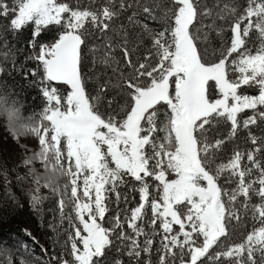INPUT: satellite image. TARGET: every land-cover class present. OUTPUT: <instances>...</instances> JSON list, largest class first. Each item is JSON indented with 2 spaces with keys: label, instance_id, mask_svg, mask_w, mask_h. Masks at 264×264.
Instances as JSON below:
<instances>
[{
  "label": "snow or ice",
  "instance_id": "snow-or-ice-1",
  "mask_svg": "<svg viewBox=\"0 0 264 264\" xmlns=\"http://www.w3.org/2000/svg\"><path fill=\"white\" fill-rule=\"evenodd\" d=\"M0 29H30L25 75L46 103L20 130L17 101L0 111L38 139L24 163L44 168L34 209L41 189L59 197L57 264H264V0H0ZM88 55L112 69L94 95Z\"/></svg>",
  "mask_w": 264,
  "mask_h": 264
},
{
  "label": "trees",
  "instance_id": "trees-1",
  "mask_svg": "<svg viewBox=\"0 0 264 264\" xmlns=\"http://www.w3.org/2000/svg\"><path fill=\"white\" fill-rule=\"evenodd\" d=\"M202 2L209 7H213L216 5L217 0H202ZM223 2H225V0H221V3ZM72 3L75 4L76 0H72ZM89 3L90 0H80L82 6H88ZM123 19L126 22V16L123 17ZM143 22L148 23L150 27L155 26L152 21ZM211 23V18H203L201 20V25H204L205 27L202 29L200 35L203 37L204 33L207 32V43L212 47L218 48L219 38L216 36L215 30L206 27ZM216 23L217 25H220L222 22L217 20ZM224 26L226 28L227 24ZM28 39H30V29H26L22 35L16 37L10 32L5 33L3 29H0V67L5 69V71L0 72V93L8 95L11 99L17 101L18 107L23 114H26L29 117L35 115L38 118L46 101L37 85L32 83L31 72L27 71V75H25V70H30L36 67V62L25 59V57L31 53V49L27 46ZM5 41H7V47H5ZM99 42L98 38L91 41V43ZM91 43L89 44V47H91ZM130 46L132 45L130 44ZM5 53H8L7 59H5ZM99 54L100 53L97 55ZM21 66H23V69H21ZM105 71H107L109 75L112 73L111 68L105 69L99 61H97L95 68H93L92 57L91 55H88L87 63L84 67L87 92H90L93 95L95 94V88L97 86L95 76L98 72L103 73ZM89 77L92 78L90 79ZM102 78L107 79L106 76H103ZM247 94L253 93L248 92ZM245 111L247 112V110ZM248 114H250V112ZM253 131L257 136L264 135V131H262L261 128H254ZM243 135H246V133H243ZM237 143L243 146L242 141H237ZM221 183H223V178L221 179ZM11 189L12 190L8 192L4 189V186L0 184V247H7L11 250L13 264L16 260H24L26 264H50L49 262H41V260L36 258L37 253L34 250L27 249V246H29L28 243L30 241L33 242V238L29 237L28 234L24 232V228L26 224L31 221L37 224L38 227H40L42 234L46 235L47 239L53 243L54 261H52L53 264H57V259L63 251L62 245L66 239L65 233H61V230L59 229L54 231L53 228L49 226V224L54 221V215L57 216V213L54 214L52 211L56 205L57 199L54 197L47 198L43 200L36 209H34L31 205V200L29 201L24 195V188L22 185L11 186ZM128 198L129 200L133 199L131 195H129ZM122 206L123 205H121V207ZM115 207L116 205L113 203L112 208ZM25 214L30 215L29 218L25 216ZM122 258L125 261V264H128L129 258L126 253ZM153 259H155L154 252ZM2 262L3 257H0V264H2ZM132 264H134V261Z\"/></svg>",
  "mask_w": 264,
  "mask_h": 264
},
{
  "label": "rangeland",
  "instance_id": "rangeland-1",
  "mask_svg": "<svg viewBox=\"0 0 264 264\" xmlns=\"http://www.w3.org/2000/svg\"><path fill=\"white\" fill-rule=\"evenodd\" d=\"M249 93L253 92L249 91ZM0 95L3 94L0 93ZM38 151L39 143L34 134L26 132L16 135L9 126L8 121L0 117V184L4 186V189L10 192L12 190L11 186L22 185L24 188V195L29 201L31 200L32 189L35 185L33 183V176L29 174V170L35 169L37 173L42 174L44 168L42 162L39 160H32L30 164H25L24 161L31 159ZM65 164H67V161H65ZM65 182V177H60L58 179L61 191H63ZM41 194L48 196V198L54 197L57 201L59 199V197L52 194L49 189H41ZM25 216L29 218L30 215L25 214ZM63 226V228L67 227L66 221ZM24 232L28 234L29 237L33 238V242L30 241L28 243L29 246H27V249L34 250L37 253L36 258L41 260V262L53 264V243L47 239L46 235L42 234L40 227L29 221L24 228ZM61 233L64 232L61 231ZM14 264L26 263L24 260H16Z\"/></svg>",
  "mask_w": 264,
  "mask_h": 264
},
{
  "label": "clouds",
  "instance_id": "clouds-1",
  "mask_svg": "<svg viewBox=\"0 0 264 264\" xmlns=\"http://www.w3.org/2000/svg\"><path fill=\"white\" fill-rule=\"evenodd\" d=\"M0 117H3L4 119H6L9 123V116L6 112L0 111ZM28 118L29 116H27L26 114H23L21 109H19V112L15 118L14 127H16L17 130H20L21 125L28 122Z\"/></svg>",
  "mask_w": 264,
  "mask_h": 264
}]
</instances>
